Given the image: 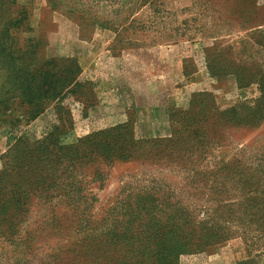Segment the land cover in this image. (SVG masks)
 Returning a JSON list of instances; mask_svg holds the SVG:
<instances>
[{
  "label": "rangeland",
  "instance_id": "rangeland-1",
  "mask_svg": "<svg viewBox=\"0 0 264 264\" xmlns=\"http://www.w3.org/2000/svg\"><path fill=\"white\" fill-rule=\"evenodd\" d=\"M5 41L0 264H264V0H0Z\"/></svg>",
  "mask_w": 264,
  "mask_h": 264
},
{
  "label": "trees",
  "instance_id": "trees-1",
  "mask_svg": "<svg viewBox=\"0 0 264 264\" xmlns=\"http://www.w3.org/2000/svg\"><path fill=\"white\" fill-rule=\"evenodd\" d=\"M13 51L9 46H7L6 41L0 43V66L8 68V70H9V73L7 74L8 83L11 82L13 86H18L19 88L21 87V95L31 94V96H29L30 100L35 101L36 96L40 94V92L38 91V88L33 89L30 87V85L32 84L33 78L35 77V73H34V71H33V73H28L29 76L27 75L26 80L22 81L21 75L24 74L26 68H25V65L20 62V60L22 58L20 56L16 55L15 52L13 53ZM22 51H24V50L23 49L18 50V52H22ZM207 66L209 68V72L214 73L211 64L209 63V64H207ZM22 83L27 84V87L23 86ZM260 85H261V90H262V96H261L262 98L258 101V104H260V102L264 99V82L260 81ZM46 92H48L47 94L49 96H53V94H58L60 91H59L58 86H53V87H50L49 90H47ZM200 95H204V93L199 94L198 96H200ZM194 103H195V98H193L191 100V103H190L191 107L194 105ZM179 109H174V110L170 111V113H169V121L171 124L170 125V130H171L170 134L173 132L174 128L176 127L174 125L175 115L189 112V109H187V110L183 109L180 111H175V110H179ZM173 111H175V112H173ZM165 136H167V135H165ZM6 169H8V167H6L5 170ZM0 210H1L0 215L11 216V215H9V211L5 210L4 205L1 206ZM12 226L13 225L11 222H6V223L0 225V235H1V232L2 233L3 232H10L14 235L15 232H13Z\"/></svg>",
  "mask_w": 264,
  "mask_h": 264
},
{
  "label": "crops",
  "instance_id": "crops-1",
  "mask_svg": "<svg viewBox=\"0 0 264 264\" xmlns=\"http://www.w3.org/2000/svg\"><path fill=\"white\" fill-rule=\"evenodd\" d=\"M173 46L174 47L172 50H175L176 45H173ZM171 55H173V53H171ZM172 58L175 59L176 61H178V54L173 55ZM184 58H185V55H183L181 57L180 65H178V63L175 62V66H177V68H175L174 70H175V73L178 72L179 74L177 75V78H175L174 75L171 77L173 83L175 82L176 79H178V77L180 75H182L184 78H186V76H188V75L190 76V74H187L185 72ZM164 60H165V58H164ZM190 77H191L190 82L188 84H186L184 87L182 86L183 88H181L182 90H185L187 88L190 89L189 93H187L189 95V97L191 95L190 94L191 92L201 89L199 87V85H203L205 83V81H207L209 79L210 73H209L208 66L202 65V67L197 68V70L195 72H193ZM174 78H175V80H174ZM166 80L169 81V76L165 77V81ZM176 82H177V80H176ZM180 98H181L180 96H177V99L175 98V96H171V98L169 99V102L165 101V103L164 102L162 103V105H163V107H165V109L163 107H160L159 103H157V104L152 103V109L149 112H151L152 114L160 115V117L158 119L161 121L160 124L157 122V125H155V128H159L158 126L163 125V127H164L163 131L165 129V135H168L170 132V121H169L170 111L172 109L182 108V106L185 105V104H179L178 100H180Z\"/></svg>",
  "mask_w": 264,
  "mask_h": 264
}]
</instances>
